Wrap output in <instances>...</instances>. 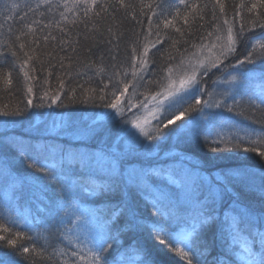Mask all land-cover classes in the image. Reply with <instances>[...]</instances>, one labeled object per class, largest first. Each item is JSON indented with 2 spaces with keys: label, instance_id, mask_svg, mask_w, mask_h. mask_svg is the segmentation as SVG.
Segmentation results:
<instances>
[{
  "label": "snow or ice",
  "instance_id": "1",
  "mask_svg": "<svg viewBox=\"0 0 264 264\" xmlns=\"http://www.w3.org/2000/svg\"><path fill=\"white\" fill-rule=\"evenodd\" d=\"M7 7L0 66L9 54L19 60L12 67L26 86L23 108L5 105L0 117L51 107L62 96L111 111L85 125L61 116L46 138L27 141L6 135L16 121L0 120V183L18 204L26 186L34 189L48 233L34 232L33 201H26L27 216L0 214V250L26 264H160L159 252L178 253L181 264H264V165L258 174H205L186 163L188 152L155 151L176 138L189 149L264 158V120L256 116L264 114V0H25L22 13L19 3ZM41 55L48 62L39 68L47 73L43 85L54 77L56 87L42 85L37 95L29 71ZM218 74L224 79H212ZM0 76L13 85L11 71ZM14 160L31 169L24 179L13 174ZM254 175L259 210L245 202L256 190ZM0 264H11L2 251Z\"/></svg>",
  "mask_w": 264,
  "mask_h": 264
},
{
  "label": "trees",
  "instance_id": "2",
  "mask_svg": "<svg viewBox=\"0 0 264 264\" xmlns=\"http://www.w3.org/2000/svg\"><path fill=\"white\" fill-rule=\"evenodd\" d=\"M29 2H35V0H29ZM159 2L163 3L164 0H159ZM229 2H233V0H229ZM234 2L239 3V0H234ZM11 3H19L21 5V13L25 10L24 3L25 0H0V12H8L7 5ZM229 15H231V10H229ZM38 18V17H37ZM2 20V17H0ZM147 18H144V22L146 24ZM153 22L155 23V17L153 18ZM125 25L129 26L128 21H125ZM17 24L15 27H18ZM7 27V26H5ZM139 31V28L136 29ZM14 39V36H13ZM8 37L4 34H0V43L6 42ZM126 45H122V53L121 59H124L126 56V52L123 49ZM163 47V46H161ZM82 54H83V50ZM154 51V50H153ZM20 56H23V53H19ZM63 55V53H61ZM95 59V57H93ZM19 64V60L14 57H11L9 54L7 57V61L0 66V73H7L11 71L13 85L9 88L4 80V76H0V109H3L5 105L13 107L19 105L23 108V101L25 99V86L26 82L24 81L22 73L19 71L18 68H13V63ZM33 64L36 65L37 70L35 72L29 71V74L32 76L37 77V79L33 80L31 83L33 84L34 92L39 95L41 86L43 85L44 78L46 76V71L41 72L39 68L41 64L47 68V59L41 55L40 62L33 61ZM227 63V62H226ZM32 64L28 66L30 69ZM154 67V66H153ZM151 72V69L149 70ZM230 71V69H229ZM54 75L57 74L56 69H53ZM91 75V73H89ZM151 78L146 77V79ZM224 79L223 76L218 74L217 77H212V79ZM93 87H96V81L93 80L90 82ZM45 90L51 88L55 89L56 87V80L55 78H51L50 85H43ZM209 87L211 88L212 85L209 82ZM222 90V89H221ZM68 87L66 84L65 93H67ZM140 92H144L146 95L148 94L147 89L140 88ZM132 89H129V93L131 94ZM52 92H50V95ZM238 99H240L238 97ZM34 104H39L40 101L38 99L33 100ZM45 105L49 103L48 100L44 101ZM231 103V101H229ZM245 107L247 105L245 104ZM134 109L133 111H135ZM102 111H111L102 109L99 106V102L94 106L91 103L82 104L77 99L75 102H70L69 99H65L63 96L61 97V102H57L52 104L51 107H32L28 108L23 116H15V117H0V120L8 119L10 121H16V123H10L7 125L6 135L16 139H23L27 141L28 139H42L46 138V130L51 129L44 125V121H37L39 120H46L48 118H55L54 115H61L65 120L70 121H78L82 125L89 123L92 119H97ZM250 111H255V109H250ZM130 114V113H129ZM257 118L264 120V114L257 112ZM44 117V118H43ZM187 119V117H185ZM39 123H36V122ZM182 121H177L176 123L179 124ZM101 123H106V121H101ZM250 123V122H246ZM131 125H127L126 127L129 128ZM261 125L259 123L253 124L252 127L259 128ZM118 125L113 124L111 125L112 132L115 133L118 129ZM170 127H175L172 125ZM43 128V129H39ZM165 131H168L165 129ZM0 134H5V128L0 126ZM146 143H155L154 141H146ZM248 145H245L247 147ZM223 149V145H221ZM161 155L165 152H168L170 155L174 156L176 152H188V160L186 163L189 164L190 167L199 168L203 173H214L218 172L220 169H231L233 171H240L242 169L247 170L249 173L258 174L262 165H264V158H260L255 154H241L239 156L235 155H224V154H216L211 153L209 149L202 148L197 146L196 148L189 149L185 144L182 142L178 143L176 138H172L166 142L160 144L158 149H155ZM230 151V150H225ZM16 171L13 173L14 175H18L21 179H24L27 176V173L31 171L27 167V165L20 160L13 161ZM251 183L256 186L255 192L248 193L245 197V202L259 210L260 203H259V184L260 179L258 175H254L251 179ZM31 191H34L30 186L25 187V199L21 200L19 204L17 200L19 199L18 195H16L13 190L6 184L0 183V214H9L11 218H18L19 216H27V207L26 201H33L31 205V216L29 217L30 222H34V232L42 233L43 235L47 236L48 233L45 232V225H42L40 221L43 219L42 216L38 215L36 212V204L39 203L38 200H35L34 197L30 195ZM8 204H11V208H8ZM43 205H41L42 207ZM145 217H147V212H145ZM2 223V221H0ZM24 221L21 219L20 224L23 225ZM143 223L145 225H151L153 220L151 218L144 219ZM179 231V230H178ZM182 235V234H181ZM191 239V238H190ZM208 240L211 242L212 236L211 233L208 234ZM43 243V241H41ZM58 248H63V245H58ZM6 256V258L11 262V264H26V262L10 253L8 249L0 250ZM215 254V253H214ZM156 259L160 262V264H181L182 258L179 257L178 253H171V252H159L156 254Z\"/></svg>",
  "mask_w": 264,
  "mask_h": 264
},
{
  "label": "rangeland",
  "instance_id": "3",
  "mask_svg": "<svg viewBox=\"0 0 264 264\" xmlns=\"http://www.w3.org/2000/svg\"><path fill=\"white\" fill-rule=\"evenodd\" d=\"M129 115H131V114H129ZM54 117H55V118H48V119H46V120H39V119H37V121H44V125H46V126H48V127H51V126H52V122H53V120H54V119H59V117H61V115H54ZM43 118H44V117H43ZM35 122H36V121H35ZM36 123H39V122H36ZM39 124H40V123H39ZM155 124H156V121L153 120V121L151 122V126H146V130L149 131L150 134H152V132H153V128H154ZM39 129H43V128H39ZM128 129H129L131 132L136 133V135L140 136V139H141V140H144V139H145V138L142 136V134H140V133L138 132L137 129L132 128V127H130V126H129ZM122 135H123V134H122Z\"/></svg>",
  "mask_w": 264,
  "mask_h": 264
}]
</instances>
